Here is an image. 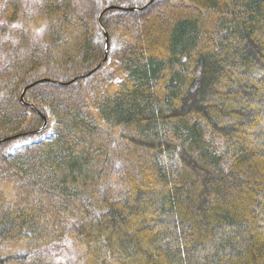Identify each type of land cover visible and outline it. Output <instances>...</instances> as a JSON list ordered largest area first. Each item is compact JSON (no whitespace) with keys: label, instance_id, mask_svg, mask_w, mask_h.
Segmentation results:
<instances>
[{"label":"trees","instance_id":"trees-1","mask_svg":"<svg viewBox=\"0 0 264 264\" xmlns=\"http://www.w3.org/2000/svg\"><path fill=\"white\" fill-rule=\"evenodd\" d=\"M0 264H264V0H0Z\"/></svg>","mask_w":264,"mask_h":264},{"label":"rangeland","instance_id":"rangeland-1","mask_svg":"<svg viewBox=\"0 0 264 264\" xmlns=\"http://www.w3.org/2000/svg\"><path fill=\"white\" fill-rule=\"evenodd\" d=\"M107 9L108 10H111V9H121V8H118V7H115V6H113V5H108L107 6ZM131 9H133L134 10V8H131ZM132 10V11H133ZM41 33H42V31H40V30H38V35H41ZM37 40H39V38L38 37H35ZM40 41V40H39ZM44 44V43H43ZM90 73H92V72H90ZM42 80V79H41ZM40 81V80H39ZM21 97V96H20ZM21 101V100H20ZM4 141V140H3ZM13 143H15V145H14V149H18V148H20V147H22V146H24V145H27L28 143H30V142H28V141H22V140H16V141H14Z\"/></svg>","mask_w":264,"mask_h":264},{"label":"water","instance_id":"water-1","mask_svg":"<svg viewBox=\"0 0 264 264\" xmlns=\"http://www.w3.org/2000/svg\"><path fill=\"white\" fill-rule=\"evenodd\" d=\"M130 10L132 11L133 9H130ZM105 37H106L105 43H106V49H107L108 48V39H107V34L106 33H105ZM105 57H106V55H105ZM43 81H47V79H42L39 82H43ZM27 89H28V87L25 88L24 91H23V93L21 94V97H20L21 102H23V97H24V94L27 91Z\"/></svg>","mask_w":264,"mask_h":264}]
</instances>
